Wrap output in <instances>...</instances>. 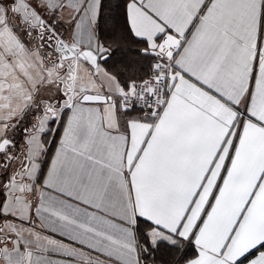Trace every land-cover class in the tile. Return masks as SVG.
Wrapping results in <instances>:
<instances>
[{
	"label": "snow or ice",
	"instance_id": "1",
	"mask_svg": "<svg viewBox=\"0 0 264 264\" xmlns=\"http://www.w3.org/2000/svg\"><path fill=\"white\" fill-rule=\"evenodd\" d=\"M0 264H264V0H0Z\"/></svg>",
	"mask_w": 264,
	"mask_h": 264
},
{
	"label": "trees",
	"instance_id": "2",
	"mask_svg": "<svg viewBox=\"0 0 264 264\" xmlns=\"http://www.w3.org/2000/svg\"><path fill=\"white\" fill-rule=\"evenodd\" d=\"M160 256L163 258V259H167L168 258V254L164 251L161 252Z\"/></svg>",
	"mask_w": 264,
	"mask_h": 264
}]
</instances>
